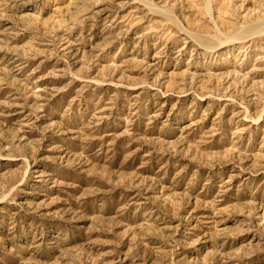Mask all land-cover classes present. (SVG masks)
I'll use <instances>...</instances> for the list:
<instances>
[{
	"label": "rangeland",
	"instance_id": "rangeland-1",
	"mask_svg": "<svg viewBox=\"0 0 264 264\" xmlns=\"http://www.w3.org/2000/svg\"><path fill=\"white\" fill-rule=\"evenodd\" d=\"M0 264H264V0H0Z\"/></svg>",
	"mask_w": 264,
	"mask_h": 264
}]
</instances>
